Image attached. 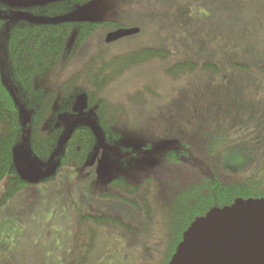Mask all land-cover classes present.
Here are the masks:
<instances>
[{
  "label": "rangeland",
  "instance_id": "obj_1",
  "mask_svg": "<svg viewBox=\"0 0 264 264\" xmlns=\"http://www.w3.org/2000/svg\"><path fill=\"white\" fill-rule=\"evenodd\" d=\"M54 1L58 0H0V16L9 23L91 20L110 24L98 27L68 62L62 61L39 80L44 89H59L78 74V85L94 90L83 74L98 54L110 60L149 47L168 50L170 55L126 70L99 92L101 98L125 108L114 122L118 137L111 142L101 137L94 108L86 106V92L77 95L72 111L58 112L55 125L62 128V142L76 125L96 130L99 142L83 166L65 167L53 180L43 181L52 174L55 161H37L27 139L19 142L13 162L24 178L36 184L0 207V264H66L64 237L70 211L77 216L76 208L116 217L137 230L130 235L120 234L114 226L98 227L86 264H164L174 194L164 173L179 179L191 168L210 172V166L217 165L227 180L242 182L255 176L264 181V0H86L63 15L33 13V8ZM117 26L139 32L107 42L108 32ZM74 38L72 33L67 50ZM183 61L194 62L195 68L173 77L169 68ZM207 61L218 70L204 69ZM209 85H214V95ZM221 85L227 88L220 95L228 96V107L213 102L215 109L210 110L219 115H187L188 109L179 107V97L185 93L217 99ZM20 109V120L26 123L29 111ZM41 129L47 130L48 123ZM180 148L187 152L181 153L179 166L164 161L165 151ZM116 177L139 184L135 194L127 196L133 202L141 203L147 192L149 216L129 201L102 196L115 192L109 180ZM6 179L0 181V197ZM57 190L64 192L59 191L54 201L53 215L43 193Z\"/></svg>",
  "mask_w": 264,
  "mask_h": 264
},
{
  "label": "trees",
  "instance_id": "obj_2",
  "mask_svg": "<svg viewBox=\"0 0 264 264\" xmlns=\"http://www.w3.org/2000/svg\"><path fill=\"white\" fill-rule=\"evenodd\" d=\"M85 2L86 0H58L32 10L34 14L63 15ZM105 24L110 22L82 20L44 23L18 20L9 23L0 16V181L7 178L0 197V207L12 200L19 191L36 184L35 181L24 178L13 162V151L24 137L37 161H55L52 174L43 178V181L53 180L65 167L83 166L99 142L96 130L86 124L76 125L62 142V128L55 125L58 112L72 111L77 95L86 92V106L94 108L101 137L111 142L118 137L114 122L125 108L101 98L99 92L126 70L152 60L167 59L170 55L168 50L149 47L117 55L110 60H105L102 54H98L86 64L83 74L91 82L94 88L92 91L78 85V74H74L59 89H44L39 85V80L54 72L62 61L68 62L82 42ZM119 28L117 26L115 30ZM72 33H75L73 45L67 50ZM195 65L194 62L183 61L170 67L169 72L173 77L178 76L193 70ZM203 67L218 70L209 61L203 63ZM133 101L138 103L136 97H133ZM55 104L57 109L53 108ZM21 106L29 111L26 123L20 120ZM45 123H48V129L43 131L41 128ZM183 152H187L185 148L172 149L162 155L164 161L177 167L182 163ZM164 174L174 188L167 217L171 236L164 264L169 263L190 224L210 209L233 204L236 198H264V181L255 176L247 177L242 182L227 180L219 173L217 165H211L210 172L191 168L179 179ZM109 184L114 187L115 192L106 191L102 196L129 201L135 209H143L146 216H149L147 192L142 195L141 203L127 199V196L135 194L139 184H132L119 177L109 180ZM79 197V201L85 205L82 201L84 198ZM76 209V231L72 237V248L67 253L69 261L66 264L88 263L90 252L95 247L98 227L114 226L120 230V234L135 235L137 232L136 228L116 217L91 215Z\"/></svg>",
  "mask_w": 264,
  "mask_h": 264
},
{
  "label": "water",
  "instance_id": "obj_3",
  "mask_svg": "<svg viewBox=\"0 0 264 264\" xmlns=\"http://www.w3.org/2000/svg\"><path fill=\"white\" fill-rule=\"evenodd\" d=\"M138 32L119 28L106 41ZM168 264H264V198H236L195 219Z\"/></svg>",
  "mask_w": 264,
  "mask_h": 264
},
{
  "label": "crops",
  "instance_id": "obj_4",
  "mask_svg": "<svg viewBox=\"0 0 264 264\" xmlns=\"http://www.w3.org/2000/svg\"><path fill=\"white\" fill-rule=\"evenodd\" d=\"M211 80V78H209ZM198 83V81H197ZM216 86V85H215ZM214 85H209V90H210V94L214 95V91H213ZM218 92H219V96L217 99H214L212 97H198V95H196L195 93L192 94V97L190 95V93H185L183 94V97H179V101L178 103H180V106H185L188 110L187 115L191 114L194 116H198V115H211V116H217L219 115L218 112L210 111L214 108V104L213 102H219V103H224L225 106H227L225 103H227L228 101V96H221L220 93H227V88L225 85H221L219 87H217ZM193 98L192 100H188L189 98ZM188 102V103H187ZM228 107V106H227ZM215 109V108H214ZM217 109V108H216ZM224 114L227 115L228 111H224ZM217 113V114H216ZM221 113V112H220ZM186 114V113H185ZM67 170V169H65ZM59 191L64 192L63 190H57V191H50L49 193H43L45 196V199L49 200V208L52 210V213L54 214L55 212H57V209H55V200L58 201V193ZM56 201V202H57ZM60 207H58L59 209ZM73 211V210H72ZM71 212V218L69 221V225L67 227V232L66 235L64 237V240L66 241V246L63 248V253H66V257H68V254L71 246H72V237L74 235V232L76 231L75 227H76V215ZM56 214V213H55Z\"/></svg>",
  "mask_w": 264,
  "mask_h": 264
}]
</instances>
